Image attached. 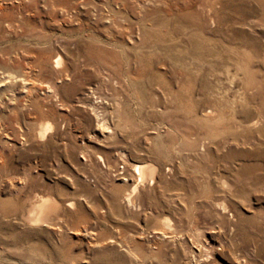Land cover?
Masks as SVG:
<instances>
[{
	"label": "rangeland",
	"instance_id": "1",
	"mask_svg": "<svg viewBox=\"0 0 264 264\" xmlns=\"http://www.w3.org/2000/svg\"><path fill=\"white\" fill-rule=\"evenodd\" d=\"M257 114L264 0H0V264H264ZM34 194L58 215L28 222Z\"/></svg>",
	"mask_w": 264,
	"mask_h": 264
},
{
	"label": "bare ground",
	"instance_id": "2",
	"mask_svg": "<svg viewBox=\"0 0 264 264\" xmlns=\"http://www.w3.org/2000/svg\"><path fill=\"white\" fill-rule=\"evenodd\" d=\"M207 4V2H206ZM201 3L197 5V9ZM208 9H212V2L207 5ZM194 17L199 21L200 18L197 14V12H194ZM61 61L60 55L56 53L55 57L51 60V63L55 66L58 65V63ZM60 64V63H59ZM250 81V80H249ZM258 82V81H257ZM116 104V103H115ZM213 110L211 108L205 109L206 118L203 120L199 118V122H208L209 120V113L211 114ZM198 119V118H194ZM264 119V116L261 114H257L254 116H251L247 121V127L255 126L257 123H259L260 120ZM219 120V119H218ZM214 121V120H213ZM217 121V120H216ZM205 125V124H204ZM52 127L51 122L45 121V120H39L34 124V131H35V137L39 140H43L46 138V134L49 131V129ZM132 170L135 174V180H133L129 186H131L130 189H123L121 191V194L118 198L119 203H124L127 206L132 207H138L139 204H141L140 200H142V197H140V190L139 185L144 183L145 181L153 183L155 179V172H156V166L151 161H143L140 163H134L131 165ZM165 168L166 171L170 170L167 165L163 166V169ZM209 186V185H208ZM208 190V188H207ZM206 192V191H205ZM225 196V195H224ZM224 197H216L214 199V207L219 210L221 214L228 213L227 206L222 201ZM28 200V208L26 212V220L28 222H39L46 220L48 213H54L55 215H58L59 210L53 207L54 202L52 204V201L49 200L47 197L41 196V195H29L27 197ZM26 200V201H27ZM213 202V201H212ZM72 203V202H70ZM54 209V211L52 210ZM228 215H232L231 213H228ZM223 218L225 215H221ZM159 222V230L157 231L158 234H160L162 237H168L172 238L178 233L179 225L171 221V219L167 215H162ZM171 227V231H165V229ZM176 228V229H175ZM192 245V244H191ZM195 247V256L196 259H194L195 264H211V260L209 259V256L207 254H203L202 251L205 249V245L203 243H199ZM210 249L215 250L216 246H213V244L207 246ZM218 248V247H216ZM189 262V261H188ZM193 262V263H194Z\"/></svg>",
	"mask_w": 264,
	"mask_h": 264
}]
</instances>
